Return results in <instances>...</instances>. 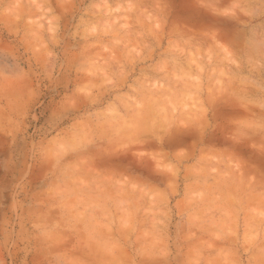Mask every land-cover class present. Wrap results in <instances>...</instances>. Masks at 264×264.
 Masks as SVG:
<instances>
[{
	"label": "rangeland",
	"instance_id": "obj_1",
	"mask_svg": "<svg viewBox=\"0 0 264 264\" xmlns=\"http://www.w3.org/2000/svg\"><path fill=\"white\" fill-rule=\"evenodd\" d=\"M0 264H264V0H0Z\"/></svg>",
	"mask_w": 264,
	"mask_h": 264
}]
</instances>
